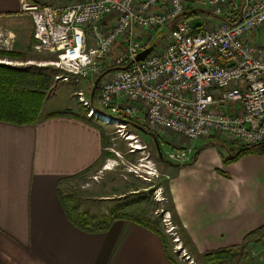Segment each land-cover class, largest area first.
I'll list each match as a JSON object with an SVG mask.
<instances>
[{"label": "built area", "instance_id": "1", "mask_svg": "<svg viewBox=\"0 0 264 264\" xmlns=\"http://www.w3.org/2000/svg\"><path fill=\"white\" fill-rule=\"evenodd\" d=\"M57 1L19 0V12L31 20L33 50L56 57L39 66L87 80L91 89L97 81L91 101L75 93L88 119L120 130L130 120L187 141L166 150L175 164L189 163L194 143L209 137L264 142V0H197L210 13L198 32L188 20L166 31L196 8L187 0H70L64 8ZM12 40L0 28V48ZM116 44L121 49L110 58ZM262 242L250 255L264 264Z\"/></svg>", "mask_w": 264, "mask_h": 264}, {"label": "crops", "instance_id": "2", "mask_svg": "<svg viewBox=\"0 0 264 264\" xmlns=\"http://www.w3.org/2000/svg\"><path fill=\"white\" fill-rule=\"evenodd\" d=\"M70 3L57 1L60 8ZM187 3L204 10L197 0ZM18 16L28 25L10 20ZM0 26L24 35L25 44L32 34L19 0H0ZM233 144L216 137L194 144L193 162L174 167L170 179L176 225L199 253L239 245L264 227V153L224 164ZM107 146L103 128L78 115L53 112L32 126L0 122V264H179L156 234L132 220L117 219L98 232L70 220L60 192ZM251 258L243 264H255Z\"/></svg>", "mask_w": 264, "mask_h": 264}, {"label": "rangeland", "instance_id": "3", "mask_svg": "<svg viewBox=\"0 0 264 264\" xmlns=\"http://www.w3.org/2000/svg\"><path fill=\"white\" fill-rule=\"evenodd\" d=\"M196 4L198 5V3ZM10 20L20 25H28L26 20L19 16ZM0 28L6 31L5 26H0ZM24 39H26L24 35L23 38L13 35L9 49L0 48V50L27 53L28 60L8 61L3 59L0 60V63L10 66L26 64L39 66L55 60V55L37 53L32 47H30L31 50L27 51L30 40L27 38L25 44ZM59 74L62 77L67 76L63 72ZM79 90H82L85 98L91 101V88L87 80H75L71 76H67V82L57 80L44 102L41 117L43 118L46 114L53 112L66 113L67 111L79 117L84 115L85 109L78 103L75 95ZM94 122L103 128L104 141L105 143L108 141V146L104 151L109 153V156L104 161H99L91 172L80 176L79 180L67 184L65 190L62 191H76L80 200V210L83 212L92 211L90 213L95 216L105 214V210H108L107 215L116 207L127 205V208L119 211L120 214L139 217L144 221L156 219L160 229L167 236L166 250L170 256L179 264H198L195 255L199 252L194 244L192 243L195 251H190L192 255L182 246V240L184 241L185 237L181 233L180 227L176 225L174 205L169 191L170 179L175 173L174 167H182L187 163L168 164L165 159L166 150L174 148L175 144H179L180 141L183 144L187 141H182L169 134H153V137L147 134L149 131L141 125L144 132L133 127L120 130L117 126ZM129 134H133L132 140H127L130 137ZM209 138L205 140H209ZM211 138L214 139L215 137ZM155 141L158 143V149ZM194 144L196 145V143ZM159 153L162 158H160ZM98 197L106 200H100ZM251 260L255 264L260 263V259L255 256H252Z\"/></svg>", "mask_w": 264, "mask_h": 264}, {"label": "trees", "instance_id": "4", "mask_svg": "<svg viewBox=\"0 0 264 264\" xmlns=\"http://www.w3.org/2000/svg\"><path fill=\"white\" fill-rule=\"evenodd\" d=\"M208 17H210V13L208 11L190 8L187 9V11L183 14L168 22L166 24V31L169 32L173 30L175 25L181 20L193 22L197 19H205ZM219 20L224 21L223 19ZM225 22L232 24L231 21ZM195 25V30L198 32L200 25L198 23ZM29 40L30 46H28L27 51L31 50L30 47H32L33 44L32 35L30 36ZM119 49H121L120 45L116 44L113 50L109 53V57H113L115 55L114 51ZM27 56V53L21 51L0 50V60L6 59L8 61H27ZM60 72L62 71L48 66H38L33 64L10 66L0 63V122L17 126L36 125L42 118L41 113L44 102L56 81L59 80L56 79V77L60 75ZM93 89L94 88L91 89V92H93ZM95 94L96 88L93 92L92 98L95 96ZM58 114L71 113L67 111L66 113ZM86 114L87 110L85 109L84 115L78 117L81 121L90 123L91 119H88ZM126 123L127 128L130 129L132 127L135 128L134 126H139L130 120H127ZM147 134L153 136V134L150 132H147ZM236 144L237 143L233 144L232 148L228 149L229 157L223 161L224 164L235 162L246 155H260L264 153V142L243 146ZM107 156H109V153L103 151L99 161H104ZM99 161L90 167L84 174L91 172L93 168L99 163ZM167 163L171 164L169 162ZM60 199L62 200L66 209V213L68 214L72 223L82 230L88 232L103 231L106 230L110 224L117 219H129L156 234L160 238L164 248L167 249V236L164 234L162 229H160L159 222L156 219L153 221H144L139 219V217L120 214L119 211L127 208V205L116 207L114 211L111 210L107 215L103 214L101 216H95L91 213H88L87 211L83 212L80 210V200L78 199L77 192L72 193L70 191H61ZM263 239L264 227L247 234L239 245L199 253L195 255V260L198 264H243V262L250 255V252L255 248V245L262 243ZM182 246L186 248L191 255L192 252L195 251L192 242L187 237H185L184 241L182 240ZM171 260L174 262L172 258Z\"/></svg>", "mask_w": 264, "mask_h": 264}, {"label": "water", "instance_id": "5", "mask_svg": "<svg viewBox=\"0 0 264 264\" xmlns=\"http://www.w3.org/2000/svg\"><path fill=\"white\" fill-rule=\"evenodd\" d=\"M151 51V48H149V49H146V50H144L143 52H141L138 56H137V60L138 61H143L145 58H146V56L149 54V52ZM96 84H97V81L95 82V87H96ZM95 87H94V89H93V92H94V90H95ZM93 92H92V94H93ZM135 128H137L138 130H142V132H144L143 131V129L141 128V127H139V126H134ZM146 133V132H145ZM155 145L157 146V149H158V143L155 141ZM159 156H160V158H162V156L160 155V153H159Z\"/></svg>", "mask_w": 264, "mask_h": 264}, {"label": "bare ground", "instance_id": "6", "mask_svg": "<svg viewBox=\"0 0 264 264\" xmlns=\"http://www.w3.org/2000/svg\"><path fill=\"white\" fill-rule=\"evenodd\" d=\"M131 138H132V137L130 136V137L127 138V140H130ZM137 148H138V147H137Z\"/></svg>", "mask_w": 264, "mask_h": 264}]
</instances>
